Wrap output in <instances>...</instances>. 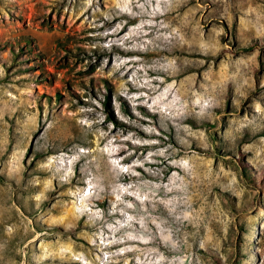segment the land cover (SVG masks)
I'll list each match as a JSON object with an SVG mask.
<instances>
[{
    "label": "rangeland",
    "instance_id": "1",
    "mask_svg": "<svg viewBox=\"0 0 264 264\" xmlns=\"http://www.w3.org/2000/svg\"><path fill=\"white\" fill-rule=\"evenodd\" d=\"M0 264H264V0H0Z\"/></svg>",
    "mask_w": 264,
    "mask_h": 264
}]
</instances>
